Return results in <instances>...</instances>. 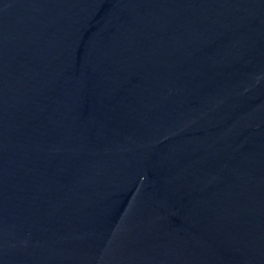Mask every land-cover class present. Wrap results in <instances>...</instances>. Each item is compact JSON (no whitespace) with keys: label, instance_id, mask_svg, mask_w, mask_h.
Instances as JSON below:
<instances>
[{"label":"water","instance_id":"obj_1","mask_svg":"<svg viewBox=\"0 0 264 264\" xmlns=\"http://www.w3.org/2000/svg\"><path fill=\"white\" fill-rule=\"evenodd\" d=\"M0 264H264V0H0Z\"/></svg>","mask_w":264,"mask_h":264}]
</instances>
